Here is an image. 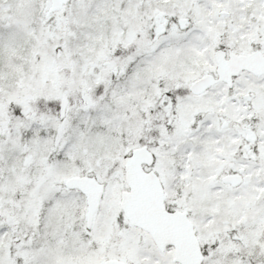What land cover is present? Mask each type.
Segmentation results:
<instances>
[{
    "label": "rangeland",
    "instance_id": "obj_1",
    "mask_svg": "<svg viewBox=\"0 0 264 264\" xmlns=\"http://www.w3.org/2000/svg\"><path fill=\"white\" fill-rule=\"evenodd\" d=\"M51 4L0 0V264H177L121 209L124 158L141 145L203 264H264V74L189 91L217 48L264 54V0ZM240 167L242 185L221 181ZM89 174L106 184L90 228L85 195L65 186Z\"/></svg>",
    "mask_w": 264,
    "mask_h": 264
},
{
    "label": "water",
    "instance_id": "obj_2",
    "mask_svg": "<svg viewBox=\"0 0 264 264\" xmlns=\"http://www.w3.org/2000/svg\"><path fill=\"white\" fill-rule=\"evenodd\" d=\"M70 0H53L52 7L60 8ZM226 52L218 49L215 52L217 61V77L207 73L193 81L190 90L194 94H200L211 86L226 82L233 86V79L241 71L247 70L256 75L264 74V56L260 50L249 54L230 53L226 58ZM67 95H63L60 103V117H64L68 105ZM253 139L254 136H250ZM154 163V155L147 146L137 147L125 159V180L129 190L123 191L121 196V208L132 225L138 226L149 232L162 251L166 245L175 247L174 261L180 264H202L204 254L194 225L185 211H169L164 204V188L160 177L154 170H145L144 164L150 166ZM230 173L223 176V181L239 186L243 182L241 173ZM65 185L68 188H77L85 194L88 206L87 225L90 228L93 217L99 208L100 200L105 190V184L96 176H73L67 179ZM102 264H131L122 259L110 258Z\"/></svg>",
    "mask_w": 264,
    "mask_h": 264
},
{
    "label": "bare ground",
    "instance_id": "obj_3",
    "mask_svg": "<svg viewBox=\"0 0 264 264\" xmlns=\"http://www.w3.org/2000/svg\"><path fill=\"white\" fill-rule=\"evenodd\" d=\"M119 49H121V50H125V49H123V47L118 48V50H119ZM2 67H5V66L2 64ZM33 89H34V88H33ZM78 97H80V91H79ZM39 99H41L40 96L36 98L37 101H35L34 103H37ZM41 100H42V99H41ZM76 102H77V103H76L77 105L85 106V107L88 106L87 103H86L85 98L83 99V96H81L80 98H78V100H76Z\"/></svg>",
    "mask_w": 264,
    "mask_h": 264
},
{
    "label": "trees",
    "instance_id": "obj_4",
    "mask_svg": "<svg viewBox=\"0 0 264 264\" xmlns=\"http://www.w3.org/2000/svg\"><path fill=\"white\" fill-rule=\"evenodd\" d=\"M98 86H99V87H101V86H102V84H99Z\"/></svg>",
    "mask_w": 264,
    "mask_h": 264
}]
</instances>
